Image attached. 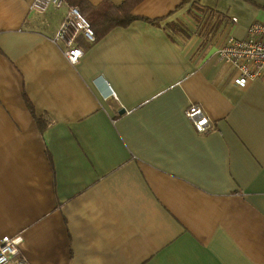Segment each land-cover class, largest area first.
I'll list each match as a JSON object with an SVG mask.
<instances>
[{
	"label": "crops",
	"instance_id": "obj_1",
	"mask_svg": "<svg viewBox=\"0 0 264 264\" xmlns=\"http://www.w3.org/2000/svg\"><path fill=\"white\" fill-rule=\"evenodd\" d=\"M32 1L0 0V237L28 264H264V72L238 86L216 53L264 0H140L161 22L78 34L73 65L51 40L69 2Z\"/></svg>",
	"mask_w": 264,
	"mask_h": 264
},
{
	"label": "built area",
	"instance_id": "obj_2",
	"mask_svg": "<svg viewBox=\"0 0 264 264\" xmlns=\"http://www.w3.org/2000/svg\"><path fill=\"white\" fill-rule=\"evenodd\" d=\"M63 0H33L31 7L37 12H44L48 7H60ZM264 10V4H263ZM76 5H68L64 17L52 37L53 42L63 41L65 44L64 56L72 65L82 56V48L76 45L75 37L81 34L89 42L95 40V35L86 17L80 13ZM232 16L230 20L236 21ZM243 38L228 37L226 41L217 45L216 53L219 59L230 62L236 68L233 83L245 86L250 80L261 76L264 72V19L256 20L246 26ZM111 95L114 92L111 91ZM202 108L192 103L184 110L185 115L197 131H207L208 117L201 111ZM21 236L0 237V264H28L20 258L19 246Z\"/></svg>",
	"mask_w": 264,
	"mask_h": 264
},
{
	"label": "trees",
	"instance_id": "obj_3",
	"mask_svg": "<svg viewBox=\"0 0 264 264\" xmlns=\"http://www.w3.org/2000/svg\"><path fill=\"white\" fill-rule=\"evenodd\" d=\"M67 1L70 5L78 6L81 11L80 13H82L86 17L89 22V26H91L93 29L95 40L98 39L99 36L103 35L107 30L116 26H126L127 23H130L132 20L135 19L143 18L149 23L153 24H158V22H161V20L163 19V17L150 19L133 15L130 10H132L133 6H135V4H137L140 0H123L119 4H113L109 1H104L101 4V6L104 7V10L100 13L92 15H85V13H83L84 11L81 6V1L83 0ZM197 1L198 0H182L181 4L189 3V7H187V9L191 10V7L197 6ZM163 26L169 31L182 29L180 25L171 22H166ZM25 105H27L30 111L33 113L32 105H30V102L27 99ZM33 117L35 118L39 130H42L46 127L47 120L45 118L44 120H42V117L40 116L36 117V115H34Z\"/></svg>",
	"mask_w": 264,
	"mask_h": 264
}]
</instances>
